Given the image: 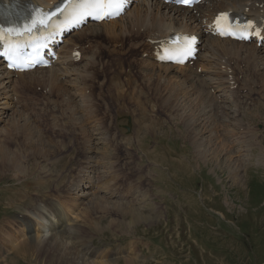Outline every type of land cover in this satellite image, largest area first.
<instances>
[{
	"label": "rangeland",
	"instance_id": "rangeland-1",
	"mask_svg": "<svg viewBox=\"0 0 264 264\" xmlns=\"http://www.w3.org/2000/svg\"><path fill=\"white\" fill-rule=\"evenodd\" d=\"M97 26L98 29L102 28L100 25ZM141 32L143 31L141 30ZM96 34H103L101 38L104 41L105 36L108 35L99 31L97 33L90 32L88 36H94ZM125 38L128 39L127 36H125ZM113 40L119 41L121 40V36ZM97 42L103 41L98 39ZM95 48L96 43L91 50L87 47L85 49L86 55L96 52ZM139 49L140 47H137L135 50L131 49L121 54L132 57ZM114 57L117 58L118 61L114 60ZM114 57L111 64L119 66L121 62L120 53L118 56ZM82 61H84V59L78 62L77 65H80ZM131 61L132 60L127 59L125 63H130ZM140 61L145 62L141 58ZM240 62L244 63V65L246 64L244 66L239 63V65H242V68L245 67L247 70L249 69L248 63L243 60H240ZM125 63L121 62V65ZM104 64L106 65V63ZM35 73L37 72L33 74ZM173 75H177V73ZM95 77H97L96 74L93 78ZM260 79L262 80L261 83L264 88V76ZM83 80L88 81L90 78H84ZM250 82L251 76H248V83ZM17 84L16 81L14 85ZM180 94L181 93H178L172 96L176 98ZM240 99L242 103L239 106V110L243 112L240 113L242 119L245 122L257 121L264 124V95L260 91L258 84H255L250 91L246 89L245 92L242 93ZM119 100L120 94H118L114 101V107L106 113V115L114 118V123L118 122V113L121 112ZM181 105V107L184 108V112L187 113V120H189L190 123L184 122L183 112L174 113L170 118L176 117V121L180 122L185 127L188 125L194 128L197 127L199 123L198 114L190 108L189 104H184L182 100ZM127 112H132L136 117V111ZM78 119V116L75 115L73 122L78 121ZM37 120L38 121H26L22 119L16 122H9L0 131V140L2 141V144L0 143V149H3L6 155L16 159L18 162L17 169L12 168L4 171L0 166V198L4 197L10 199V197H13L14 188L20 185V182L28 172L31 174L36 173L38 175H43L40 173H44L46 169L43 167V158L40 160V157H44L45 154H48L47 158L58 159L57 171L59 172L60 184L71 183L75 178L74 172L79 162L76 147L71 143H64L50 137L44 126V122L39 119ZM157 124L158 123H154L153 125ZM176 127L180 126H176V124L168 126L167 130L161 126L153 127L151 132L158 131V138H148L150 141L144 138L142 143V130H140L137 140L134 138L131 139L132 143L130 145L125 143L121 144V140L116 137L109 143V148L113 149L109 152H114L115 150L121 154V145L124 149L130 151L132 153L131 155H128L126 158V155L121 154V158L138 162L139 168L143 172L141 176L142 185L146 186L149 190L152 188L154 193L156 192V194H159L164 199L163 203L165 207L171 203L172 198L175 199V195L179 197L182 194L184 195V200L188 202V206L184 207V214H177L181 221V225L178 227L182 228V237L190 238L193 233L195 234L196 241L201 244V247L195 246L193 250L196 248L211 247L213 252L207 250L203 253L204 256L212 258L210 255H213L215 257L214 259L220 262V264H264V235L259 234L262 231L260 227H258L264 223V167L253 163L254 161L264 160V149H260V147L254 144L250 148L252 155L249 156L251 157L252 163L247 164L240 159H238L237 162L232 155H224V143L209 140L205 137L206 142L200 147L198 137L204 135L203 126L201 125L199 130H195L194 135L196 136V141L194 142L195 147H200L202 150L199 157H196L189 144L191 143L188 137L189 134H182V130L175 129ZM153 142L157 143L155 149H153V145L151 144ZM262 145L264 147V143ZM259 150H261L262 153L256 155L259 153ZM197 151L199 153V150ZM175 158L177 159L175 160ZM152 161L156 162L155 164L159 167L154 164L152 168ZM195 161L201 162L202 166L196 164ZM1 162L2 161H0V163ZM111 166L113 165L107 163L104 165L103 170L106 171ZM153 169L157 172L158 177ZM144 172L150 174L151 177L146 176ZM46 176L49 177L50 175ZM54 177L56 178L55 182H57L58 178L56 176ZM41 180H43L44 183H42ZM47 181L48 179L44 176L40 178V180L29 181V183L35 182L38 183L39 186H44ZM114 181L116 183L120 182L121 175L116 177ZM52 183L54 182L49 180V187L53 186ZM203 183L206 189L203 192H197V196L192 189L195 187L199 188ZM158 190H161L162 193H159ZM19 197L21 198L22 195H19ZM94 200H97L95 203L98 205L95 206L91 204L94 208H105L109 206L107 205L108 202L103 201L101 198L97 197L94 198ZM143 200V206L151 209L148 213L149 216L143 214L139 208L123 204L114 205L117 204V202L113 203L114 207L118 209L120 207L124 216L131 218L125 221V226L122 227V229L129 231L132 228L129 232L142 233L141 236L143 237L144 235V238H146L145 242H149L150 244L149 250L153 253H157L155 257H157L159 261L168 260L176 264L182 263V259H172L162 256L164 254L163 252L167 251L169 244L165 243V241L164 243H160V239L165 235L164 232L167 235H172V223L176 220L174 215H171L172 211L169 210L166 215L158 213L157 211H153L154 207H151L145 198H143ZM1 204L2 201L0 200V210L4 207ZM163 219H167L168 224L163 226L162 229L159 222ZM213 227L225 228V231L220 234H214L212 232ZM100 230L103 231L105 229L100 228ZM239 230L244 231L242 232L243 238L236 233ZM232 234L235 239H244L247 244L246 247L241 245L239 241L237 242L232 237ZM213 235H217L220 239L217 246L211 245L214 241ZM96 236H93V238L95 239ZM103 237L106 238L104 243L106 245L104 247L105 250L119 251L120 248L121 251L123 249L129 250V246L125 247L119 244L120 240L122 243L123 239L112 236L111 231L107 230L103 234ZM88 243L89 242L85 244ZM147 250L143 252L147 253ZM24 251V257L20 255L14 256V258L13 256L8 257L9 263L16 264V261H20L17 264H33L35 262L33 259L31 260L32 256L38 262L40 260L39 264H44L47 258L53 254L52 249H44V247L34 250L35 252L33 251L32 255L28 247H26ZM125 252H117L115 255L117 261L113 264H156L146 256L143 260L128 258L127 252ZM10 258H13V260L10 261ZM0 264L3 263L0 262ZM103 264H106V261H104ZM207 264L212 263L207 262Z\"/></svg>",
	"mask_w": 264,
	"mask_h": 264
},
{
	"label": "bare ground",
	"instance_id": "bare-ground-1",
	"mask_svg": "<svg viewBox=\"0 0 264 264\" xmlns=\"http://www.w3.org/2000/svg\"><path fill=\"white\" fill-rule=\"evenodd\" d=\"M14 0H0V3L10 5L13 3ZM36 2L40 3L41 5H48L52 0H35ZM254 0H225L222 3L213 5L212 8L208 7H200V11L202 14L210 13L212 10L216 8H226L228 6H232L235 9H241L245 6H247L248 10L253 13L255 11V7L253 5ZM161 3L159 0H136L130 10L127 12L128 15H124L125 17H120L118 20H113L110 22H102L100 24H95L92 27L88 28L89 32L92 33H97L99 31H102L105 34H108L105 36V41L101 38L103 37V34H96L94 36H87L85 38V46L83 47H78L79 52H81V55L79 57V61L84 59L85 63L88 64L92 62V58L90 54L86 55L85 49L89 47L91 50L93 45L97 42L98 39L103 41L105 44H111L115 43L118 44L120 43L121 47V42L127 41L125 36L127 38L129 37V34L131 33L132 35H142V34H147L150 38L155 39L159 36L167 34L170 30L174 29V26L177 24L178 27H182L181 22H179V19L190 21L192 19V22H198L199 18L193 17L191 14L184 15L179 12V8L175 7H168ZM167 15V17L165 16ZM193 17V18H192ZM121 22V24H116L117 22ZM102 26V28L98 29V26ZM89 27V25L87 26ZM86 28L83 27L81 30L76 31L75 34L81 33L85 30ZM143 32H141V30ZM199 26H197V23H194L191 29L189 31L193 30H198ZM110 35V36H109ZM121 40L115 41L116 37H120ZM120 39V38H119ZM207 35H205L202 46H203V53L201 54L200 58H197L198 61H200L199 65L204 66V65H209L208 67V72L212 74L215 72L214 69L210 68L211 64L215 61V58L213 54L210 52L213 48V40L216 42L215 45H218V48L220 49V53L224 55L225 58L231 59V65L226 66V71L229 72L232 75V79L235 80L236 82H242L243 76L245 81L248 83V76H251V80L253 78L255 79H260L261 77L264 76V51L259 50L261 47H255L250 44H244V43H239L236 41H230L229 39H213ZM67 44L66 39L63 40L60 49H59V58L54 62V64L51 67L41 69V71H49L51 75L55 76H60L61 71L59 68L61 66L66 68V65L69 64L71 61H77L75 58L71 55V52L74 49V44L69 47L68 54L63 50ZM133 45V50L135 48L140 47L141 44L139 45ZM115 48V47H114ZM120 49V48H119ZM81 50V51H80ZM120 52H117V54L120 53L121 55V62L125 63L127 59L130 57H127L124 54H121ZM148 49L146 48V52ZM111 50L108 52L110 53ZM88 53V52H87ZM208 54H210L213 58L209 57ZM148 58H152L150 54H147ZM115 58V57H114ZM114 60H117L115 58ZM240 60H243L244 62L248 63V70L247 68L243 67L240 64H243L240 62ZM145 61V60H143ZM77 62V63H78ZM121 62L119 63V66H121ZM259 63L263 65V70L259 68ZM246 65V64H245ZM244 65V66H245ZM104 66H106L104 64ZM93 67V66H92ZM36 71L33 72H28L30 74V78L35 79L36 76L33 74ZM40 72V71H37ZM95 74L98 76V73L94 70L90 71L89 74L83 77L87 78L90 80L93 79V76ZM11 72L7 71L4 72L0 68V82L3 84L4 87H6L7 91L10 90L11 84L14 85V83L17 81V79L11 77L9 74ZM177 77V75H173ZM212 76L210 78L212 79ZM210 79V80H211ZM18 83V82H17ZM250 83H248L249 85ZM262 87V83H261ZM261 91L264 94V88L262 87ZM172 95L178 94L180 92L173 91L171 92ZM79 96L82 98L83 93H79ZM205 138V136H204ZM0 166L4 171L16 168L17 167V160L6 155L3 149H0ZM50 161H55L54 159H51ZM51 167L54 166L52 163L50 165ZM19 167V165H18ZM17 169V168H16ZM42 183L43 180H41ZM83 197H86L85 194H83ZM95 202L97 200H93L90 204H94L95 206H98ZM111 203H116V202H111ZM41 203H38L35 206V210L39 211V206ZM107 205H111L108 203ZM114 205H119V204H114ZM112 206V205H111ZM130 206V205H127ZM133 207V206H130ZM98 209V207H96ZM36 223H37V233L35 236H27L25 234V228L23 226H18V227H9L8 230H3L4 232L0 233V238L3 239L4 245H7V248L4 249V252L7 253L9 250H12L14 248V251L9 255L14 256V252H18L21 256L24 257L25 251L24 249L28 247L30 249V253L32 255L33 251L39 248L44 247L47 249H52V256L48 257L46 262L44 264H95L93 259H89L85 253H80V250L77 246H75V240L71 241L69 238L71 237V227L67 228L63 232H58V231H53L51 233L45 232L43 234L39 233V230H45L48 229L49 227L53 226V223H42V219L40 217L35 218ZM101 229H105V226H101ZM86 231H80L78 232V238L79 240H82V234L85 233ZM87 233V232H86ZM21 241V242H20ZM83 241V240H82ZM81 241V242H82ZM89 241H86L87 243ZM73 243L72 245H69ZM49 251V250H48ZM87 249L85 250V252ZM35 252V251H34ZM3 253L1 252L0 249V254ZM2 254L1 256L5 255ZM50 254V253H49ZM105 255H102L101 257L103 258ZM35 257V256H34ZM42 257V256H41ZM40 257V258H41ZM93 258H96L94 256ZM34 260L35 263L33 264H39L35 258L31 256V260ZM38 259V258H37ZM9 260V259H8ZM43 260V258H42ZM105 260H98V264H103ZM43 263V262H42Z\"/></svg>",
	"mask_w": 264,
	"mask_h": 264
},
{
	"label": "snow or ice",
	"instance_id": "snow-or-ice-1",
	"mask_svg": "<svg viewBox=\"0 0 264 264\" xmlns=\"http://www.w3.org/2000/svg\"><path fill=\"white\" fill-rule=\"evenodd\" d=\"M180 2L190 5L192 0H180ZM123 3L124 0H83V3L79 5V7L85 9L81 18H83L84 15L95 16L97 19L111 17L112 15L119 13L123 8ZM217 23L219 24V19ZM221 34H224V32L222 31ZM192 39L194 40V38ZM183 54L190 55L191 47H188Z\"/></svg>",
	"mask_w": 264,
	"mask_h": 264
}]
</instances>
